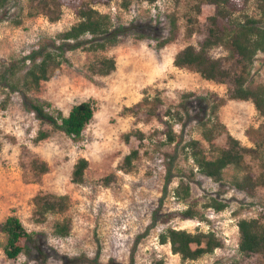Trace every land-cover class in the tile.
Masks as SVG:
<instances>
[{
	"label": "rangeland",
	"instance_id": "1",
	"mask_svg": "<svg viewBox=\"0 0 264 264\" xmlns=\"http://www.w3.org/2000/svg\"><path fill=\"white\" fill-rule=\"evenodd\" d=\"M77 4L93 5L109 14L115 25L132 26L135 33L103 54L115 59L111 74L88 79L85 72L92 55L77 49L67 52L68 63L43 82L38 92L30 93L63 115L73 105L94 99L97 110L79 141L37 120L24 109L19 94L0 89V221L15 214L28 232L41 233L48 264L96 254L103 264L111 260L118 264H261L259 255L239 253L237 222L260 218L264 223V183L248 196L232 186L230 169L221 182H215L197 171L186 149L187 142L198 140L211 154L200 135V123L209 119L224 126L213 140L216 148L226 146V133L253 148V132L264 123L249 101L228 98L230 82L205 81L172 64L176 53L187 45L197 47L205 38L214 6L203 4L195 15L189 12L187 0L177 6L164 0L152 5L131 0L127 8L122 0H76L64 6L60 19L51 23L42 15L27 17L25 0H10L7 19L0 22V63L20 60L44 38L68 30L77 21ZM248 12L253 14L252 6ZM190 14L196 21L189 27L192 35L187 36ZM170 15L176 20V37L158 48V41L168 35ZM210 54L230 71H239L224 48L215 47ZM247 77L248 82L264 86V52L255 56ZM169 127L173 143L166 141ZM39 132L48 136L38 141ZM132 150L138 151V157L125 171L123 158ZM80 158L87 160L88 167L84 182L74 184L71 172ZM34 159L47 165L46 173L36 177L30 172ZM245 164L260 180L264 161L246 156ZM180 182L189 186L187 202L202 214V221L169 216L164 222L168 214L186 208L173 194ZM36 195L67 196L69 205L63 213L40 219L32 201ZM211 200L225 204V209L205 208ZM61 223L70 225L69 235L63 238L53 232ZM169 227L191 233L212 231L223 247L182 263L168 244L159 243V234ZM0 241L4 242L1 235ZM36 258L32 252L30 258L21 255L9 260L0 248V264H38Z\"/></svg>",
	"mask_w": 264,
	"mask_h": 264
},
{
	"label": "trees",
	"instance_id": "2",
	"mask_svg": "<svg viewBox=\"0 0 264 264\" xmlns=\"http://www.w3.org/2000/svg\"><path fill=\"white\" fill-rule=\"evenodd\" d=\"M10 0H0V22L7 19L6 8ZM27 3L26 16H44L53 23L60 19L62 8L75 4L76 0H25ZM152 5L160 0H139ZM177 6L180 0H164ZM190 2L189 12L198 14L203 4L214 6V14L208 19V28L205 38L198 46L187 45L175 54L172 64L179 69H186L197 73L203 80L216 84L231 83L228 98L231 100L249 101L257 114L264 120V86L248 82V71L255 56L264 52V0H187ZM131 0H122V6L127 8ZM252 6L253 14L248 12ZM190 12V13H192ZM74 14L77 19L68 30L57 34L54 38H44L40 46L29 55L20 60H11L0 63V89L8 93L19 94L24 109L33 114L41 122L47 123L53 130L63 132L73 141H79L85 127L91 122L97 110L94 99L73 105L67 115L54 108L48 101L34 98L32 92H38L41 84L48 81L57 69L68 63L67 52L82 49L92 55V60L86 66L85 76L92 79L94 76H107L116 69L113 57L103 55L107 50L115 47L130 35H134L135 28L122 24L115 25L109 14L101 13L91 4L74 5ZM191 14L187 17L188 28L186 35H192L189 28L195 22ZM19 24V22L17 23ZM168 35L158 41L157 47L162 48L176 37V20L173 15L168 16ZM215 47H222L228 51L230 58L235 60L239 67L238 72H232L223 66L221 59L215 58L210 51ZM184 96H191L186 94ZM224 130V126L217 121L200 123V135L208 145L211 154L203 150L198 140H190L186 144L188 155L192 159L197 171L203 176L221 182L227 169L232 170V186L251 196L256 187L264 183V174L260 180L256 179L250 168L245 164L246 156L251 159L264 161V123L253 132L254 147L248 148L238 140L226 133V146L216 148L213 140ZM45 132H39L37 140L45 139ZM166 141L174 142L171 128L165 131ZM141 139L142 136L138 135ZM138 157V151L132 150L124 156L122 169L129 171L132 163ZM88 162L84 158L76 161L71 172V182L82 184ZM48 170L47 165L37 159L31 161L30 172L34 176H41ZM173 194L178 201L186 204L185 210L168 214L183 220H203L193 204L187 202L190 189L187 184L180 182ZM36 208L35 215L44 219L51 213H63L69 205L67 196L36 195L32 199ZM195 205V203H194ZM205 208H213L220 212L225 209V204L211 200ZM264 211V209H263ZM264 215V214H263ZM155 223V220H154ZM154 223L152 225H154ZM238 251L242 255L256 254L261 257L264 264V223L260 218L240 219L237 222ZM54 235L60 238L70 233L68 223L56 224ZM0 248L9 260H16L21 255L27 258L31 253L37 255L38 264H48L49 254L45 250L42 234L28 232L21 220L15 214L7 216L0 221ZM161 245L168 244L170 252L177 255L180 262L195 261L204 255L212 254L216 249L223 247L222 240L212 231L188 232L185 230L166 228L158 236ZM27 264V263H25ZM61 264H103L99 256L94 258L79 256L74 258L64 257ZM106 264H118L109 261Z\"/></svg>",
	"mask_w": 264,
	"mask_h": 264
}]
</instances>
